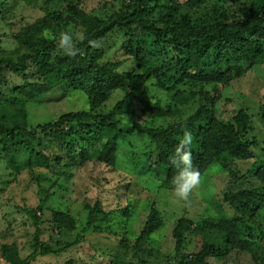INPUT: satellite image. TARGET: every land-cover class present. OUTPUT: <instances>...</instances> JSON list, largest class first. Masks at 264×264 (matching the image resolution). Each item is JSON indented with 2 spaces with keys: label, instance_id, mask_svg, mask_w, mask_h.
I'll use <instances>...</instances> for the list:
<instances>
[{
  "label": "trees",
  "instance_id": "obj_1",
  "mask_svg": "<svg viewBox=\"0 0 264 264\" xmlns=\"http://www.w3.org/2000/svg\"><path fill=\"white\" fill-rule=\"evenodd\" d=\"M24 2L39 7L43 17L20 28L15 49H0V155L13 171L28 170L37 177L43 174L38 169L53 168L61 162L48 152L54 141L64 144L70 153L76 152L70 156L74 162L79 159L80 166L96 161L114 167L123 140L134 151L133 158L155 153L153 165L166 173L161 187L173 190L172 179L179 169L171 158L188 130L193 135V164L201 178L216 163L226 168L233 161L252 163L245 173L238 168L229 171L231 186L224 194L235 210L230 219L180 220L173 231L176 260L170 264H216L230 253L229 245L246 251L255 247L264 253V234L244 230L248 219L264 210V146L253 134L254 120L258 118L264 126V103L255 115L241 107L229 120L221 119L217 108L225 88L255 66L264 65V0H120L103 17L86 12L82 6L85 0ZM5 9L0 8V13L4 15ZM72 24L79 25L84 35L83 41H76L82 52L76 57L63 55L56 45L58 34L70 30ZM110 39L114 43L106 47ZM92 40L97 46L89 43ZM131 61L137 62L135 70H121ZM6 72L23 75L26 80L10 86ZM28 76L32 78L28 80ZM138 84L145 88L138 91ZM59 87L83 91L88 108L31 125L28 104L44 100ZM151 87L165 92L168 101L143 97L150 94ZM117 90H125V96L107 109V101ZM194 106L187 115L185 108ZM138 114L144 121L137 120ZM154 119L167 124L152 126ZM135 137L142 140L140 145L133 142ZM2 177L0 173V192ZM28 210L40 225L41 216L34 208ZM37 210L42 212L43 206ZM104 218L98 202L91 208L88 224L101 229ZM52 219L62 232L76 230L69 211H55ZM162 226L153 205L134 243L126 238L121 241L126 248L108 252L107 264H148L146 255L151 250L147 243ZM203 229L227 239V251L219 243L204 241L196 253L182 252L187 234ZM39 237L26 258L16 245L3 244L4 260L28 264L39 255H57L80 242L79 238L58 243L56 249ZM254 257L264 263L257 253Z\"/></svg>",
  "mask_w": 264,
  "mask_h": 264
},
{
  "label": "rangeland",
  "instance_id": "obj_2",
  "mask_svg": "<svg viewBox=\"0 0 264 264\" xmlns=\"http://www.w3.org/2000/svg\"><path fill=\"white\" fill-rule=\"evenodd\" d=\"M118 2L120 3V0H85L82 6L86 12L103 17L110 14L114 6L119 5ZM0 8H6L4 15L0 13V49L5 50L18 46L15 34L21 27L34 23L44 15L39 7L29 6L24 0H0ZM70 30L76 34L82 32L81 27L74 24L70 26ZM118 40L117 38L116 43ZM113 43L114 39H110L106 47ZM136 68L137 62L131 61L121 70ZM5 77L10 86L26 80L23 75L10 72H6ZM31 78L27 77L28 80ZM144 88V84L137 85L138 91ZM154 88L151 87L150 94L143 97L153 101H168L165 92ZM125 94V90L115 91L107 101L106 108H112ZM222 95V101L217 106L221 119L229 120L241 107L247 108L254 115L257 114L264 103V65L255 66L243 78L225 88ZM86 108L88 102L83 91H65L64 87L52 90L44 100L31 102L27 107L31 125L50 122L63 113ZM195 109L196 106L185 108L186 114H191ZM257 119L253 122V134L258 136L264 146V126ZM137 120L142 122L144 118L138 114ZM162 124L167 122L154 119L151 123L156 127ZM141 141L136 137L133 139L136 145ZM51 147L48 152L61 162L53 165L51 169H38V172L43 174H37V177H33L28 170L16 174L0 155V173L3 176V190L0 192V264H9L2 255L3 244L16 245L20 249L21 257L26 258L33 251L32 245L36 236H40L41 240L56 249L60 248L58 243L64 245L79 238L80 242L57 255H39L28 264H107L109 261L105 255L108 252H115L120 246L126 248L121 241L126 238L130 243H134L153 205L160 213L163 226L151 235L147 243L151 250V253L146 255L147 262L174 263L176 243L173 231L180 220L230 219L235 210L225 198L231 186L229 171L238 168L241 173H245L252 163L232 160L233 162L227 165L228 168L223 163L212 165L202 176L198 188L184 201L177 198L173 190L161 187L166 173L153 165L157 160L156 154L133 158L131 154L134 151L128 146V141L126 143L121 140V149L114 167L96 161H89L80 166V160L74 162L70 156H76L77 153H70L64 144L54 141ZM47 190L49 197L46 196ZM98 202L106 214V218L100 223L101 229L90 227L88 224L91 208ZM39 205L43 206L42 212L37 210ZM33 208L42 218L40 225H36L29 214L28 209ZM58 210L69 211L76 221L75 231L62 232L58 228L52 219L53 212ZM248 224L249 226L244 227L245 233L252 229L259 236L264 234V210L255 219L249 218ZM245 235L248 238V234ZM204 241L219 243L224 251H227L225 248L229 245L227 239L218 232L203 229L198 233L193 230L187 234L182 252L196 253ZM228 250L230 253L224 255L223 259L216 260V264H262L260 258L257 261L254 257L255 253L264 258V253L255 247L246 251L231 249L229 245Z\"/></svg>",
  "mask_w": 264,
  "mask_h": 264
},
{
  "label": "clouds",
  "instance_id": "obj_3",
  "mask_svg": "<svg viewBox=\"0 0 264 264\" xmlns=\"http://www.w3.org/2000/svg\"><path fill=\"white\" fill-rule=\"evenodd\" d=\"M77 40L83 41L84 35L73 33L71 30L63 31L58 34L56 45L63 55L76 57L78 54H82L81 49L77 46ZM89 43L93 47L97 46L95 40L89 41ZM192 144L193 135L191 131L185 130L175 149V154L171 158V163L179 169L172 179L173 192L177 198L184 201L189 199L190 194L201 183V172L193 164Z\"/></svg>",
  "mask_w": 264,
  "mask_h": 264
}]
</instances>
